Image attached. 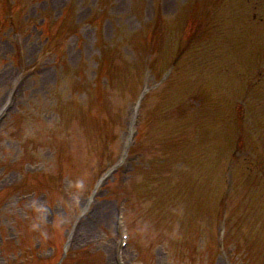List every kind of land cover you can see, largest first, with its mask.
Returning <instances> with one entry per match:
<instances>
[{
    "label": "rangeland",
    "instance_id": "1",
    "mask_svg": "<svg viewBox=\"0 0 264 264\" xmlns=\"http://www.w3.org/2000/svg\"><path fill=\"white\" fill-rule=\"evenodd\" d=\"M17 1L0 0V113L13 105L0 122V264H117L120 214L126 264H253L230 250L237 237L222 241V197L246 205L233 224L254 227L250 257L264 264V130L250 111L264 93L251 88L264 75L260 0H230L232 20L260 30L229 48L226 1ZM207 17L213 41L197 32Z\"/></svg>",
    "mask_w": 264,
    "mask_h": 264
}]
</instances>
